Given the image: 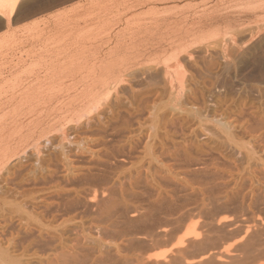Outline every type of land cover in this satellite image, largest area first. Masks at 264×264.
I'll use <instances>...</instances> for the list:
<instances>
[{"label":"rangeland","instance_id":"374dc122","mask_svg":"<svg viewBox=\"0 0 264 264\" xmlns=\"http://www.w3.org/2000/svg\"><path fill=\"white\" fill-rule=\"evenodd\" d=\"M90 1L91 0H22L20 1L18 6L16 7V12H15L16 16L14 17V20H12L13 22L10 21L11 23L9 29H7L5 25H3L4 20L0 18V37H2L0 38V41L1 39L4 38V35L7 38L6 46L4 45L3 42L6 40V38L5 40L2 41L1 44L4 46L0 45L1 47L0 59L2 58L1 62L5 63V61L6 62L8 61L7 64L9 65L11 61L10 65L14 66L15 64L14 62L17 61L16 63H20L23 61L21 65H24L25 67H29V64L31 65L30 62H32V60H28L27 57L25 58L26 56L25 54L27 53V51L28 52L38 51L44 53L45 51L47 52L50 49L49 52L51 51L53 53H55V51L58 53L61 51H63L64 53H69L70 51V53L71 52L73 53V50H71V48L74 47L73 38L76 36L77 30H80L82 28L86 30L88 27L92 28V26L95 25V27L92 28L93 29L92 31L87 32V34H89V39H91L92 37H97L98 39L101 38L103 39L105 44L104 43L103 45L100 44L102 48L100 46L91 47L87 55L92 54L95 51L98 52L100 51V49L103 51L102 53L108 54V52L110 51L109 49L111 47L112 49L114 48L113 50H115L113 59L114 60L116 59V61L120 58H126L129 63H132L133 61H140L139 63L141 64V66L142 64L143 66H147V65L149 66L150 64L155 65V63L157 66H161L163 65L165 58L171 57L176 54L180 55L181 53L182 55L179 56V58L181 57L179 60L181 62L182 69L179 71V75L184 78L181 80H175V79L173 80L174 93L172 92L171 94H169V91L164 90V88L161 87L162 86L160 82L161 75H158L157 79L155 78L154 84L157 85V89L159 88L158 91L162 92V93L158 92L156 95V99L158 100H156L155 102L157 103L158 107L157 105H155V108L152 110L153 114L152 112H149L150 114H152L151 116L147 114L144 117L142 116V120L140 122V124L142 125V127L141 125L140 127L143 132L144 129L147 131L150 130L148 134L151 133L150 136L152 135V137L149 138L150 139L152 138V140H150L152 142L147 140L149 138L147 139L144 138V140L146 139V141L144 143V140H142L141 144H147V141L150 142L148 143L149 146L146 150H144L142 147L144 145L141 146V144H139L142 147L141 149H139L140 146L137 144L135 145L136 148L131 150L132 152L130 151H129L130 153L126 152L128 156H130L129 157L130 159L129 158L127 159L130 162L126 161L124 166L119 164L120 162L119 159H121L120 157H118L119 159L117 157L110 158L108 155V151H106L107 152L106 153L104 150H102L100 147L97 146L99 140L98 139H97L98 141L95 140L97 138L95 135H92L91 133L89 135L88 133L89 125L86 124L87 122H84L83 125H78L76 123H73L72 124L73 127L71 126L70 128H74L76 126L75 127L76 129L75 128L73 129L74 131L75 130L77 131V132L75 131L76 133H74V135L71 134L70 131L67 132L65 131L64 134L57 133V132H62L61 130H59V128H57V132L56 131H54L53 133L49 132V134L47 133L48 135L45 134L44 137H41L36 147L28 146L27 148H24L22 151L24 154L20 152L19 155L13 161L10 162L8 166L10 168L8 169V171H6V173H5L6 169L3 170V172L1 171L2 173L0 172V175L4 174L5 177L6 176L7 178L11 177L16 180V181L14 180L15 184H9L11 187L8 186V188L11 191L9 189L7 190L13 192L12 191L13 189L15 190L17 189L18 191L20 190L21 192L22 189L24 188L25 189L30 188L34 190L29 192L30 195H36L39 198L42 197L51 200L57 193L66 194L64 192L65 189V191L67 192L66 195H71V198H74L76 196L75 198L78 199L80 198L82 201L86 199V202H84L85 206L82 204V206L79 208L81 209V212L80 210L77 211V213L75 212L74 215L75 218L73 217V220L76 225L74 226L78 228L76 230L75 227L73 226L74 227L73 231L79 236V240L82 244H86L87 246V244L89 243L87 248L88 253L93 248H95L96 252L97 251L100 252L101 249L103 252L106 251L107 253L106 254L100 252L101 254L99 253L100 254L99 255L98 252L96 253L94 250H92L96 254H93V252L91 251L89 255L90 256H92V254L93 256L95 255L96 256V257L94 256L95 259L98 260L96 261L94 258L91 259V257H89L88 255L89 258H87V261L90 259L91 264H93L91 262L93 260L96 261L95 262L96 264H99L97 262L100 263L103 262V264L104 262L105 264H110V262H113L114 264H117L116 260L118 263L120 262L119 264H127L129 263V261L131 264H133L134 263L133 260H135L134 258L137 257L136 253L138 251L141 252L140 255L147 254V256L153 253H154L153 255L160 254L161 252L168 250L169 247H171V244L173 245L175 241L178 239L179 235L183 234L186 231V229L187 230L192 229L196 234L199 232L200 238L203 237V233H205L204 235L207 234L209 237L211 236V232L212 233H214V231L218 232V234L216 235L212 234V236L215 239L212 236L209 237L208 239V242L210 241L208 244L211 243L209 246L213 247L214 243L212 244V242H214V240L215 243L217 244L224 242L223 240L227 242V239H222L224 238L225 234L227 235V233L228 236L225 235V238L229 237L231 239L232 236L230 237L229 235L233 234L234 229L236 230L237 233V231L242 226L241 224L243 223L250 224L256 220L259 221L256 218H259L260 221L263 222L264 220V137H263L264 130L263 133H261L262 131H256V134L255 133L248 134L246 131L248 130V125L245 123L246 119L244 120L241 119L240 120L241 122H239L238 116L241 115L240 114L241 112L248 113L250 111V114H253L254 112L255 113L254 116L259 115V118L261 117L260 119L264 118V0H196L193 1L192 3L193 5L190 6L189 9H187L188 11H186V8L183 9L182 7L183 5H186L184 4V2L186 1H179L175 3L166 2L165 4L161 2L162 3L161 5H152L150 3L147 4L148 2L147 0L146 1L144 0V2L143 0L140 1L115 0L116 4L120 2L119 5L121 6V8H120L119 16H121V19H123L124 21L128 19V17L130 20L140 19L139 21H141V19L142 21L146 20V18L149 17L148 18L149 20L150 15L148 14L145 15V14L148 12L150 5H151L150 8H152V6L153 7L158 6V8H161V11L163 10V8H166V6L167 8L173 9V10L169 9L170 10V11L168 10L169 13L166 12L165 14L162 13L161 15H159L161 17L163 16L164 18H166L165 19L166 21L164 22L160 21L158 22V25H155L156 23L153 24L152 27L149 28L150 30L147 28V29L138 30L136 32L129 31L123 35L120 34L119 36H116L115 33L107 34V32H100L96 35L97 31L99 30V29L96 30L98 24H95V21H91V15L89 11H86L85 9L87 8V3ZM122 2L125 5H123ZM107 3L111 4L112 1L108 2L107 0ZM81 5H84L85 8L79 10L80 13L77 11L79 14L77 13L76 15H74L75 17L68 16V18L72 19L70 24H68L69 22L67 23L68 25H64L56 30L55 28L54 29L49 28L45 30L40 37L34 34V36L37 37V38L35 37V39L33 38L31 39V37H28L26 34L23 35V31H21L25 27H29L32 24H35L36 22L43 21L51 16L63 12L66 13L71 9L73 10L74 8L79 7ZM176 5L181 9L183 13L178 9V7L177 10L175 11ZM132 7L133 9H131ZM116 10L117 8L115 9V13L113 12L112 14L113 16H116L117 14ZM142 12H144L145 14ZM136 13L137 15H135ZM142 14L144 16H142ZM131 15L136 16V18ZM140 15L141 17H139ZM179 15L180 17H178ZM130 16L133 19H131ZM86 17H88V19ZM101 19L102 20L104 19L103 16H101ZM148 20L144 21V23L148 22ZM121 23L124 24V22ZM51 25H52L51 27H53L52 22ZM85 26L88 27L86 28ZM7 31L9 32L7 33ZM10 32L16 35L15 36L16 38L13 36L15 39H13V37L10 36L12 38V40H10L12 43H9L8 40L10 38L7 37L9 35H6V33L9 34ZM13 40H14V44H13ZM15 40H16V44L18 43L17 45L15 44ZM10 45L11 47H9ZM182 47L183 49L184 48L185 49L180 50ZM184 51L186 52L184 53ZM189 54L191 55V57L189 56ZM7 57L8 58L11 57L10 60H8ZM115 65H117L116 62ZM141 66L136 65V67L138 68H141ZM182 73L184 75H182ZM136 81L135 80L133 81L135 82L133 83V87L138 88L139 86H137L138 83ZM180 82L183 84L181 85ZM192 84H193V88H192ZM142 87L145 86L140 85V88ZM160 88H162L163 91ZM127 89L128 88L126 87V89H124L123 91L126 90L125 92H129V90ZM125 92H123V94ZM166 92H168V94ZM175 95H177V97ZM105 96L106 95L104 96L102 95L100 97L105 98ZM192 98L194 99L193 101ZM221 98L223 102H225V104L220 102L222 101ZM232 98L233 100L235 99L236 102H234L235 100L231 101ZM103 101H101L100 103H103ZM237 101L241 102L242 104L238 103ZM233 102L237 103L239 106H236L237 104H235L234 107ZM230 104H232V106ZM164 105H166L165 108ZM249 105L253 106V108L250 107ZM230 106L233 107L232 111L233 114L235 113L234 116L233 114L229 113L231 111ZM247 107L250 108V110H248ZM254 107H256L255 111L253 110ZM223 108L224 110H222ZM236 108L237 109L241 108V109L237 110ZM225 109H227V111ZM151 117H153V119ZM186 117L187 119H185ZM230 117H232V119L238 117L236 119L238 121L237 122L238 124L236 123V121L234 122L235 119L231 120ZM144 118L147 119L145 120ZM166 118L170 119L169 121H171V123L167 121L168 119L165 121ZM148 121H150V123ZM157 121H160L161 124L160 122ZM163 121L165 122V124L163 123ZM229 121L231 122L230 124ZM244 123L247 125V127ZM154 124L159 128H157ZM225 125L230 128L231 126L234 127L231 129L230 128L227 129ZM223 126H225L226 128ZM82 127H84L83 129L85 131L82 130ZM160 127H164L162 129L163 130L162 132ZM156 129L158 130V132L156 131ZM165 130L167 131V134ZM221 132L224 134H222ZM246 135L248 136L246 137ZM230 136L232 139L230 138ZM249 136L251 137V139ZM222 138H224L223 139L224 141L222 140ZM225 141L227 143H225ZM60 143L63 144L61 145ZM258 143L261 145H259ZM158 147L160 148L158 149ZM244 147L247 149H245ZM135 149L141 153L137 151L139 154L138 155ZM40 153L42 155H40ZM247 154L248 156H246ZM114 156H116L115 153ZM131 156H133V158ZM115 158L117 159L115 160ZM65 159L67 163L64 162ZM222 159H224V161ZM106 160L108 161V163L106 162ZM40 161H43V163L42 162L40 163ZM56 161L58 162L55 163ZM64 164L65 165L68 164L69 166H63ZM72 164L74 165L76 164L77 166L71 167ZM223 164L225 167L223 166ZM79 166H83L82 167L83 170L85 169L87 173L85 171L83 172L81 167L79 169ZM27 167L28 168L30 167V169H28ZM54 167L57 168L56 169L57 171L54 170V172H52L53 175L51 174L52 183L50 182L48 184L47 183L44 184L35 181L36 184H34L33 182L32 183L30 182L33 176L39 177L38 171H40V173H42L43 175L48 176L51 170L55 169ZM70 169L73 170L71 171ZM68 170H69L68 173L69 178L71 180L67 178L68 174H66V172H68ZM77 170L79 171L75 173V171ZM113 170H115L116 172ZM62 173L65 175H63ZM91 175L92 178L90 177ZM53 176L55 178L56 176H58L56 178L57 180ZM20 177H22V179ZM64 177H66L67 180L69 179V181L61 180V179H66ZM54 179L56 181H54ZM20 180H22V182L23 181L25 182L23 183L21 182V184L19 185L18 181L20 182ZM54 182L58 183L59 188L58 187L56 189L53 188ZM129 185L131 186V188ZM60 186L61 188H64L63 191L62 189H60ZM13 187H17V188H13ZM118 188L124 192L120 191ZM58 189L60 190V192ZM67 189L70 192H68ZM71 191L73 192V195ZM116 191L118 194H115ZM111 193L114 194L113 195L114 198L116 197L115 199L113 198L112 201L118 199L117 201H114L115 204L117 203V207L115 204L114 207H116L118 210L116 208L113 209V213L115 212L116 215L114 214L113 216L114 219L113 220L111 219V222H107L108 223L107 224L106 222H104L105 220L103 221L99 215L96 217V214L99 213V211H96V209L99 210L100 206H102V203L105 200L106 202L108 201V203L112 202L111 198L113 196ZM108 198L110 200H107ZM87 199H89L90 201H87ZM99 200L100 201L102 200L101 205L99 203L100 202ZM22 204L24 205L25 203L23 202ZM97 204L100 206H97ZM118 204L120 205L118 206ZM120 211L122 212L120 213ZM92 213L95 215H93ZM98 218H100L101 222L97 220ZM223 218L226 219L224 220L226 223L222 221ZM246 220H248L249 222ZM212 221L214 222V224H212ZM217 221L218 222L222 221L220 224H224L222 225L223 230L220 228L221 225L219 226ZM215 222H217L218 225H216ZM234 222L236 223L234 224L235 227L233 225ZM209 223H211V225L214 227L215 225L218 226L217 227L218 230L215 229L216 227L215 228L212 227V231H211L210 229L211 225ZM239 224H240V228H237L238 227L237 225ZM80 225L81 227H79ZM97 225L99 227H97ZM180 225L182 226V228ZM205 225L207 226L204 227ZM225 225L228 227H226ZM232 225L234 229L231 228ZM115 227H117V229ZM205 228L209 229L207 230V232L209 231L208 232L209 234L206 231L204 232ZM227 228L229 229L228 231L225 230ZM82 229L84 231H82ZM219 229L222 231V233L221 231H219ZM230 229H232V232H230ZM161 231L166 232L164 236L159 235V232ZM224 231L225 233H223ZM236 233L234 231L235 235L233 234V238H235ZM103 235L104 236L106 235L105 236L106 238ZM217 235L220 238L219 237L217 238ZM88 237L90 239L92 238L93 241L92 239L90 240ZM239 237L240 236L238 235L236 236L235 239ZM210 238H213L214 240L213 239L211 240ZM216 238H217V242H216ZM233 238L231 240H233ZM230 239H228V241ZM141 240L142 242H140ZM169 242L170 244H168ZM101 243H103L104 245ZM151 243L153 245L157 243L154 246L155 248L153 247L154 249L151 248L153 246ZM95 244H97V246ZM150 244L152 246H150ZM208 244L205 246H208ZM217 244H215V246ZM89 247L92 248L90 249ZM121 247L122 250H120ZM129 248H133L134 250ZM145 248L148 249L150 248V249L148 250ZM150 251L152 253H150ZM106 255L110 257H107ZM132 255H134L135 257L134 256L132 257ZM105 256L111 259L110 260L106 259ZM144 257H146V255ZM101 258H103L104 260ZM114 258L116 259L115 261ZM124 259L126 260L125 263H124L125 261ZM121 260H123V262Z\"/></svg>","mask_w":264,"mask_h":264},{"label":"bare ground","instance_id":"6f19581e","mask_svg":"<svg viewBox=\"0 0 264 264\" xmlns=\"http://www.w3.org/2000/svg\"><path fill=\"white\" fill-rule=\"evenodd\" d=\"M20 1H22V0H0V18L2 20H4V24L3 23L2 24L5 25V27L7 29L10 28V23H11L10 21L14 20V17L16 16V13H15L16 7L18 6ZM109 1L110 2L112 1V3L108 4L107 0H105V1L91 0L90 2L87 3V8H85L84 5H81L79 7L74 8L73 10L71 9L70 11H68L66 13L63 12V13L51 16L48 19H45L43 21L36 22L35 24H32L29 27H25L21 31H23V35L26 34L28 37H31V39L32 38L35 39L36 36H34V34H36L37 36L40 37L44 33V31L49 29V28H53V29L55 28V30H56V29H58L64 25L70 24L72 19L68 18V16L75 17L74 15H76L79 12V10L85 8L86 11H89V13L91 15V21H95V24H98V27L96 30H98V29L99 30L97 31L96 35L100 32H107V34L115 33L116 36H119L120 34L123 35L129 31L130 32H136V31L141 30V29H147V28L149 29L155 23H156L155 25H158V22L166 21L165 20L166 18H164L163 16L161 17L159 15H161L162 13L165 14L166 12L169 13V11H170L169 9H172V8H167V6H166V8H163V10H162L163 12H162L161 8H158V6H156V7L152 6V8H150L151 5L150 6L148 5L149 6L148 12L146 14L144 12H142L145 15H147V14L150 15L149 20H148L149 17L146 18V20H148V22L144 23V21H146V20L142 21V19H141L142 22L139 21L140 19L139 20H130L129 17H128V19H126L124 21L123 19H121V16H119L120 15V8H121V6L119 5L120 2L118 4H116L115 0H108V2ZM147 1H148L147 4L150 3L152 5H161L162 3L165 4L166 2L167 3H175V2H179V1H186L187 3L184 2V4H186V5H183L182 7H183V9L186 8V11H188L187 9H189L190 6L193 5L192 4L193 1H196V0H147ZM136 2H138V1H136ZM143 2H144V0H143ZM123 5H125V4L123 3ZM139 5H141V4H139ZM170 6H172V5H170ZM170 6H168V7H170ZM177 7L178 6L176 5L175 11L177 10ZM116 8H117V10H116L117 14H116V16H113L112 14H113V12L115 13ZM191 8H193V7H191ZM131 9H133V7ZM178 9L181 11V9L179 7H178ZM146 11H147V9H146ZM121 13H122V11H121ZM121 15H123V14H121ZM135 15H137V13ZM101 16H103V18H104L103 20L101 19ZM108 16H111V17H108ZM131 16L136 18V16H134V15H131ZM131 16H130V18H131ZM142 16H144V15L142 14ZM139 17H141V15ZM178 17H180V15ZM86 18L88 19V17H86ZM131 19H133V18H131ZM168 20H171V19H168ZM51 22L53 23V27H51L52 26ZM121 22H124V24ZM84 23H85V20H84ZM77 24H79V23H77ZM89 25H91V24H89ZM85 27L87 28L88 26H85ZM94 27H95V25L92 26V28H94ZM92 28L88 27L87 29H89V30H87V29L85 30L83 28L80 30H77L76 36L73 38L74 39V42H73L74 47L71 48V50H73V53L72 52L70 53V51H69V53H64L63 51H61L59 53L55 51V53H53L51 51L49 52L50 49L47 52L45 51L44 53H41L38 51H37L38 53L33 52V51H29V52L27 51V53L25 52L26 53L25 58L27 57L28 60H32V62H30L31 65L29 64L30 68L25 67L24 65H21V63H23L22 60H21L22 62H20V63H16L17 61L14 62L15 64H14V66H12V65H10L11 61L8 65L7 64L8 61L7 62L5 61V63H4V62H1L2 58L0 59V172L1 171L3 172V170L6 169L5 170V173H6V171H8V169L10 168V167H8L10 162L13 161L19 155V153L23 151L24 148H27L28 146H35L36 147L40 138L44 137L45 134H47V133L49 134V132L53 133L54 131L57 132V128H59V130H61L62 132H57V133L64 134L65 131L66 132L70 131L71 134L74 135V133L77 132L76 130H75L76 132L73 130L76 126L74 128H70L73 123H76L78 125H83L84 122H87L86 124L89 125V129H88L89 135L91 133L92 135H95L97 137L95 140H97V139L99 140L98 144L96 143L97 146L100 147L105 152L108 151V155L110 158L111 157L112 158L120 157L121 159L118 158L120 161L119 164L123 165V166L126 163V161H128L127 159L130 157V156H128L127 153L132 152L131 150L136 148L135 145L141 144V141L144 140V138L147 139L149 137H152V135L150 136L151 133L148 134L150 132V130L147 131L144 129V132L142 131V129H141L142 125L140 124V122L142 120V116L144 117L146 114L151 116L153 114L152 110L155 108V105H157V103L155 101L158 100V99H156V95L159 92L158 91L159 88L157 89V85L154 84V80H155V78L157 79L158 75H161V81H160L161 85H162L161 87L164 88V90L169 91V94H171L172 92L174 93V91H173V88H174L173 87V80L174 79L175 80H181L184 78V77L179 75V71L182 69L181 62L179 60L181 57L179 58V56H181L182 54L180 53V55H179V54L175 53L176 55L165 58L163 65H161V66H157L156 63H155V65L150 64L149 66L148 65L143 66V64H142V66H141V64L139 63L140 61H133L132 63H129L126 58H120L116 61V59L115 60L113 59L114 54H115V52H114L115 50H113L114 48L112 49L110 47V49H109L110 51L108 52V54L102 53L103 51L100 49V47H101L100 44L101 45H103V43L105 44L103 39L100 38L101 39L100 40L97 37H92V38L90 37L91 39H89V34H87V32L92 31L93 30ZM146 31H148V30H146ZM8 32L9 31H7V33ZM148 32H150V31H148ZM7 33H6V35H9L7 37L10 38L8 41H9V43H12L10 41V40H12V38L10 36L15 37L16 35H14L12 33L11 34L10 33L7 34ZM13 33H15V32H13ZM14 37H13V39L16 38V37L15 38ZM126 37H127V35H126ZM0 38H2V37H0ZM5 38L6 37L4 35V38L1 39V41H0V45L2 44V41L5 40ZM68 39H69V37H68ZM123 41H125V40H123ZM3 42H4V45L6 46L7 38ZM65 42H66V40H65ZM13 44H14V40H13ZM13 44H11V45H13ZM15 44H16V40H15ZM4 45H1V46H4ZM11 45L9 47H11ZM94 46H100L99 47L100 51H98V52L95 51L94 53L87 55L89 53L91 47H94ZM188 46H189V43H188ZM107 47H109V46H107ZM131 47H132V45H131ZM172 47H173V45H172ZM184 47H185V45H184ZM186 48H188V47H186ZM0 49H1V47H0ZM184 49L182 47L180 50H184ZM185 52L186 51H184V53ZM106 53H107V51H106ZM119 53H120V51H119ZM10 54H9V56H10ZM19 54H20V52H19ZM189 56L191 57L190 54H189ZM11 57H9V58L7 57L8 60H10ZM193 57H194V55H193ZM115 62L117 63V65H115ZM136 65H140L141 68H138L139 66L136 67ZM182 75H184V74L182 73ZM159 78H160V76H159ZM134 80L135 81L137 80L136 82L138 83V85H137V86H139L138 88L133 87V83H135V82H133ZM142 80H144L145 82ZM143 82L145 83V85ZM180 84L182 85L183 83L180 82ZM140 85H143L145 87L140 88ZM126 87L128 88L127 90H129V92H125L126 90L123 91L124 89H126ZM162 88H160V89H162ZM192 88H193V84H192ZM162 91H163V89H162ZM123 92H125L127 94L124 93L125 94L124 95ZM159 93H162V92H159ZM166 93L168 94V92H166ZM102 95L103 96L106 95L105 98L100 97ZM175 96L177 97V95H175ZM187 96H189V95H187ZM193 97H194V95H193ZM101 98H104V99H101ZM100 99H101V101L104 100L103 103H100L101 102ZM193 100L194 99L192 98V101ZM221 100H222V98H221ZM234 100L232 98L231 101H234ZM220 102L225 104V102H223V100ZM234 102H236V100ZM171 103H172V101H171ZM238 103H241V102H238ZM235 104H237V103H234V107H235ZM226 105H229V104H226ZM230 105L232 106V104H230ZM243 105H244V102H243ZM165 106L166 105H164V108H165ZM231 106H230V108L232 111L233 107H231ZM236 106H239V105L237 104ZM157 107H158V105H157ZM241 107H242V105H241ZM250 107L253 108V106H250ZM224 108H226V107H224ZM224 108L222 110H224ZM252 108H251V110H252ZM255 108L256 107H254V109H253L254 111H255ZM238 109H241V108H238ZM225 110L227 111V109H225ZM237 110H234V111H237ZM248 110H250V108H248ZM231 111L229 113L233 114V111H232V113H231ZM149 112H152V114H150ZM172 112H174V111H172ZM155 114H156V112H155ZM234 114H233V116H234ZM240 114H239L240 116H238L239 118L238 117L237 118L239 119V122H241L240 121L241 119L242 120L246 119L245 123L248 125L249 131L246 130V128H245V130L247 131L248 134H252V133L256 134V131H262L261 133H263L264 118H262L263 119L262 120V119H260L261 117L259 118V115H257V114H256L257 116H254V114H255L254 112H253V114H250V111L248 113L241 112ZM221 115H222V113H221ZM159 116H158V118H159ZM153 117H151V118L153 119ZM227 117H229V116H227ZM230 118H231V120L235 119L234 122L235 121H236V123L238 122L236 120L237 119L236 117L234 119H232V117H230ZM167 119L168 118H166L165 121ZM174 119H175V117H174ZM185 119H187V117ZM169 120L170 119H168L167 121L171 123V121H169ZM154 121H156V120H154ZM148 122L150 123V121H148ZM157 122H160V121H157ZM163 123L165 124L164 121H163ZM230 123L231 122L229 121V124ZM232 123H233V121H232ZM160 124H161V122H160ZM140 125H141V127H140ZM245 125H244V127H245ZM247 125H246V127H247ZM225 126H223V127H225ZM226 127H227V129L230 128L228 126H226ZM233 127L231 126V128H233ZM83 128L84 127H82V130H84ZM157 128H159V127H157ZM160 128H161V132H162L163 131L162 129L164 127H160ZM166 130H167V128H166ZM84 131H83V133H84ZM156 131L158 132L157 129H156ZM173 131H174V129H173ZM224 131H222V132H224ZM243 131H244V129H243ZM232 133H233V131H232ZM54 134H56V133H54ZM166 134H167V131H166ZM170 134H172V133H170ZM222 134H224V133H222ZM237 134H239V133H237ZM245 134H246V132H245ZM232 136H233V134H232ZM247 136L248 135H246V137ZM118 138H119V140H118ZM230 138H231V136H230ZM115 139H117V140H115ZM146 139L144 140V143H145ZM223 139L224 138H222V140ZM250 139H251V137H250ZM147 140L150 141V140H152V138L151 139L149 138ZM234 141H233V143H234ZM150 142H152V141H150ZM150 142L147 141V144H141V146L144 145V146H142L144 150H146L148 148V146H149L148 143H150ZM225 143H227V142L225 141ZM235 143H237V142H235ZM58 144H59V142H58ZM223 144H224V142H223ZM259 145H261V144H259ZM141 146L139 149L142 148ZM159 148L160 147H158V149ZM245 149H247V148H245ZM154 150H156V149H154ZM94 151H95V149H94ZM137 151L138 150H136V152ZM138 152H137V154H138ZM114 153L116 156H114ZM139 153H141V152H139ZM38 154H39V152H38ZM40 155H42V154L40 153ZM117 155H119V156H117ZM45 156H47V155H45ZM50 156H51V154H50ZM246 156H248V154ZM68 157H71V156H68ZM131 157L133 158V156H131ZM117 158H115V160ZM245 158H247V157H245ZM62 159H63V157H62ZM66 159L64 161L65 163H67ZM141 159H142V157H141ZM101 160H102V158H101ZM222 160L224 161V159H222ZM249 160H250V158H249ZM69 161H68V163H69ZM133 161H135V160H133ZM41 162L43 163V161H40V163ZM45 162H47V161H45ZM57 162L58 161H56L55 163H57ZM106 162L108 163L107 160H106ZM128 162H130V161H128ZM244 163H245V161H244ZM24 165H26V164H24ZM42 165H44V164H42ZM116 165H117V163H116ZM225 165H226V163H225ZM63 166H69V165L64 164ZM75 166H77V165L72 164L71 167H75ZM83 166H79V169H80V167L82 168ZM223 166H224V164H223ZM47 167H48V165H47ZM71 167H68V168H71ZM127 168H129V167H127ZM230 168H231V166H230ZM28 169H30V167ZM56 169L57 168L51 170V172L49 173L48 176H45L42 173H40V171H38L39 177L33 176L32 180L30 182L31 183L33 182L34 184H36V182L44 183V184H46V183L48 184L50 182L52 183V175H53L52 172H54V170H56ZM104 169H103V171H104ZM119 169H120V167H119ZM241 169H243V168H241ZM61 170H62V168H61ZM82 170H83V168H82ZM115 170H116V168H115ZM115 170H113V171H115ZM236 170H237V168H236ZM78 171L79 170L75 171V173H77ZM84 171H85V169L83 170V172ZM80 172H81V170H80ZM68 173H69V170H68V172H66V174H68ZM12 174H13V172H12ZM108 174H109V172H108ZM63 175H65V174H63ZM8 176H10V175H8ZM67 176H68L67 178H69V174ZM86 176H87V174H86ZM57 177L58 176H56V178ZM79 177H81V176H79ZM90 177L92 178V175ZM20 178L22 179V177H20ZM64 178H66V177H64ZM67 178L66 179L60 178V179L66 181ZM85 178H87V177H85ZM93 178H94V176H93ZM113 178H114V176H113ZM26 179H28V178H26ZM55 179H54V181L57 180V179L56 180ZM69 179L67 181H69ZM79 179H81V178H79ZM14 180H15L14 178H11V177L7 178V176L5 177L4 174L0 175V264H85V263L88 264V262H89V264H91L90 259L87 261V258L91 257V259L92 258L95 259L96 256L94 255L95 256L94 257L93 254H96L98 251L96 252L95 248L91 249L92 247L91 248L89 247L91 249V251L94 250L96 252V253H94L92 251L93 257L90 256L89 254L91 253V251L88 253V250H87L89 243L87 244V246H86V244H82L79 240V236L73 231V229L75 227L74 225H76L74 220H73L75 212L77 213V211H79V210L81 212V209H79V208L82 206V204L84 205V202H86V199L82 201L80 198L79 199L75 198L76 197L75 195H74L75 196L74 198H71V195H66L67 192L65 191V189L61 188V186L63 185L64 182L60 186V189H62V191L64 189V192L66 194H58L57 193L51 200L46 199V198H42V197L39 198L36 195H30L29 192H31L33 189H30L29 187L28 188L30 190L25 189L23 187L24 189H22L21 192H20V190L18 191L17 189H16L17 191L15 189H13L12 190L13 192H10L11 190L8 188V186H10L9 184H15L14 182L16 180L15 181ZM94 180H93V183H94ZM114 180H115V178H114ZM21 182H22V180H20V182L18 181L19 185L21 184ZM23 182H25V181H23ZM105 182H106V180H105ZM56 183L54 182V186H53V188H55V189L58 187V183L57 184ZM22 186H23V184H22ZM96 186H97V184H96ZM13 188H17V187H13ZM130 188H131V186H130ZM130 188H128V189H130ZM7 189H9L10 191H8ZM119 190L122 191L121 189H119ZM67 191H68V189H67ZM131 191H132V189H131ZM59 192H60V190H59ZM68 192H70V191H68ZM122 192H124V191H122ZM87 194H89V193H87ZM115 194H118L117 191L115 192ZM72 195H73V192H72ZM113 195L114 194H112V196ZM133 197H135V196H133ZM109 198L107 200H110ZM113 198H114V196L111 198V201ZM102 199H103V197H102ZM91 200H92V198H91ZM117 200H114V201H117ZM87 201H90V200L87 199ZM101 201L99 202L100 205H101ZM114 201L108 203V201L106 202V200H105V201H103V203L104 202L105 203L104 204L102 203V206L97 204V206H100V208H99V210L96 209V211H99V213L96 214V217L99 215L103 221L105 220L104 222H106V223L111 222V219L112 220L114 219L113 216L115 214V212L113 213V209H115L117 207V203L115 204ZM23 202L25 203L24 205L22 204ZM87 203H89V202H87ZM89 204H91V203H89ZM114 204L116 205V207H114ZM119 205L120 204H118V206ZM97 206H96V208H97ZM121 212L122 211H120V213ZM94 213H96V212H94ZM83 214H85V213H83ZM93 215H95V214H93ZM92 217H94V216H92ZM115 219H116V217H115ZM256 219H258L259 221L256 220L250 224L249 223H247V224L243 223V224H241L242 225L241 228H240V224L237 225L238 226L237 228H240L239 230L237 229L238 230L237 233H236V230L234 229V227H235L234 224H236L234 222L233 223L234 227H233V225L231 227L234 229L233 234L235 231L236 236L239 235L240 237L235 239L236 236H235V238H233V234L229 235L230 237L232 236V238H233V240H231L232 238L231 239L229 237L225 238L226 234L225 235L223 234L224 238H222L223 236L221 238L227 239V242L225 240H223L224 242L220 243V241H219L220 244L215 243V240H214L215 238L212 236V234H214V235L218 234V232L214 231L215 229L218 230V228H217L218 226H216L218 224H219V226L221 225L220 228L223 230L222 225H224V224H220V223L222 221L224 223H226L224 221L226 219L223 218L222 221H219V222L217 221L218 224H217V222H215L216 228L214 226H212L211 223H209L211 225V228H210L211 231H212V227L215 228L213 230L214 233H212L210 231L211 236L214 238V239L210 238L211 240L212 239L214 240V242L211 241L212 244L214 243L213 247L209 246L211 243L208 244L210 242V241L208 242V239L211 236L208 237V235L206 234L208 237L207 238L206 235H204L205 233L201 232V233H203V237L200 238L199 232L196 234L194 232V230H192V229L187 230L186 229V231L183 234L179 235V237L175 241V243L173 245L171 244V247H169L168 250L163 251L160 254L153 255L154 254L153 253V254H150L147 256V254L142 253L144 256L146 255V257H144L143 255H140L141 252L138 251L139 254H138V252L136 253L137 255L135 254L137 257L132 255V257L133 256L135 257L134 258L135 260H133V262H134L133 264H264V223H263L264 220H263V222H261L259 218H256ZM97 220L100 221V218H98ZM246 221H248V220H246ZM246 221H244V222H246ZM212 224H214L213 221H212ZM81 225L79 227H81ZM86 225H87V223H86ZM206 226L207 225H205L204 227H206ZM97 227H99V226L97 225ZM226 227H228V226H226ZM77 228L75 227L76 230H77ZM115 228L117 229V227H115ZM181 228H182V226H181ZM208 228L207 229L205 228L204 232L205 231L207 232V230H209ZM179 229H180V227H179ZM107 230H106V232H107ZM225 230L228 231L229 229L227 228ZM82 231H84V230L82 229ZM109 231H110V229H109ZM162 231L159 232V235L164 236L166 232H162ZM219 231H221V230L219 229ZM230 232H232V229H230ZM221 233H222V231H221ZM223 233H225V231ZM79 235H80V233H79ZM163 236H161V237H163ZM226 236H228V233ZM89 237H91V236H89ZM218 237L219 236L217 235V238ZM80 238H81V236H80ZM217 238H216V242H217ZM115 239H117V238H115ZM159 239H161V238H159ZM228 239H230V240L228 241ZM82 240H84V239H82ZM164 240H166V239H164ZM86 241H87V239H86ZM92 241H93V239H92ZM140 242H142V240ZM155 242H156V240H155ZM101 244H103V243H101ZM151 244H150V246L153 245V244L152 245ZM155 244H157V243H155ZM155 244L151 248H153L155 246ZM168 244H170V242ZM207 244L211 248H209L208 246H205ZM215 244H217V245L215 246ZM95 245L97 246V244H95ZM129 246H130V244H129ZM137 247H138V245H137ZM129 249H133V248H129ZM145 249H148V248H145ZM120 250H122V247ZM114 251H112V252H114ZM123 251H125V250H123ZM151 251H150V253H152ZM100 252L102 253L103 251L100 249ZM100 252H98V254ZM103 253H106V251H104ZM148 254H149V251H148ZM88 255H89V257H88ZM103 256H104V254H103ZM106 256L110 257L108 255H106ZM125 256H126V254H125ZM107 257H106V259H109ZM99 258H100V256H99ZM101 259H103V258H101ZM116 259H117V257H116ZM116 259L114 258V261ZM109 260H108V263H109ZM118 260H120V259H118ZM96 261L93 260L91 262L93 264H96L95 263ZM121 261L123 262V260H121ZM125 262H126V260L124 261V263ZM97 263L103 264V262L102 263L97 262ZM116 263L119 264L120 262L118 263L116 260ZM104 264H105V262H104ZM110 264H114V263L110 262ZM127 264H131L130 261Z\"/></svg>","mask_w":264,"mask_h":264}]
</instances>
